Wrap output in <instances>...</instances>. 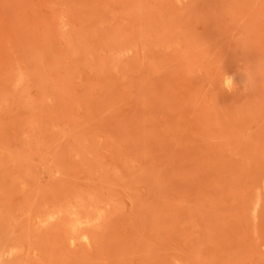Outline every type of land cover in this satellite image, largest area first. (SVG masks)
Here are the masks:
<instances>
[{
	"label": "rangeland",
	"instance_id": "1",
	"mask_svg": "<svg viewBox=\"0 0 264 264\" xmlns=\"http://www.w3.org/2000/svg\"><path fill=\"white\" fill-rule=\"evenodd\" d=\"M0 264H264V0H0Z\"/></svg>",
	"mask_w": 264,
	"mask_h": 264
},
{
	"label": "clouds",
	"instance_id": "2",
	"mask_svg": "<svg viewBox=\"0 0 264 264\" xmlns=\"http://www.w3.org/2000/svg\"><path fill=\"white\" fill-rule=\"evenodd\" d=\"M246 74V73H245ZM247 76V74H246ZM248 76H247V80L244 84V90L247 89V85H248ZM222 88L229 91V92H232L236 89V84H235V80H234V77L233 76H230V75H227V74H224V77H223V81H222Z\"/></svg>",
	"mask_w": 264,
	"mask_h": 264
},
{
	"label": "bare ground",
	"instance_id": "3",
	"mask_svg": "<svg viewBox=\"0 0 264 264\" xmlns=\"http://www.w3.org/2000/svg\"><path fill=\"white\" fill-rule=\"evenodd\" d=\"M258 206H260V203L258 204Z\"/></svg>",
	"mask_w": 264,
	"mask_h": 264
}]
</instances>
